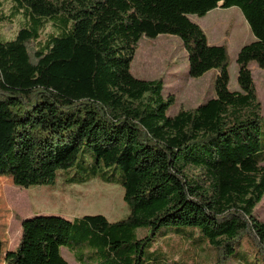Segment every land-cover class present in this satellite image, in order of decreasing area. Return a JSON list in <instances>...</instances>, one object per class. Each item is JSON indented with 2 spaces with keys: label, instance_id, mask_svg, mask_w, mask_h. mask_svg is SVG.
Segmentation results:
<instances>
[{
  "label": "trees",
  "instance_id": "obj_1",
  "mask_svg": "<svg viewBox=\"0 0 264 264\" xmlns=\"http://www.w3.org/2000/svg\"><path fill=\"white\" fill-rule=\"evenodd\" d=\"M14 1L29 25L0 39V176L31 189L74 170L67 183L119 186L128 214L24 219L16 248H0V259L70 264L67 249L80 264H170L151 252L164 237L209 244L213 264H264L255 215L264 116L250 69L264 70V0ZM219 7L239 8L255 38L236 58L239 91L229 88L228 48L210 45L190 19ZM48 24L54 31L42 43ZM161 35L180 39L189 77L216 73L214 98L170 116L176 99L165 97L163 79L132 74L139 42Z\"/></svg>",
  "mask_w": 264,
  "mask_h": 264
},
{
  "label": "rangeland",
  "instance_id": "obj_2",
  "mask_svg": "<svg viewBox=\"0 0 264 264\" xmlns=\"http://www.w3.org/2000/svg\"><path fill=\"white\" fill-rule=\"evenodd\" d=\"M2 3L6 20L0 25V39L12 40L22 28L28 27L29 21L22 12L15 14L16 2L14 0H2ZM190 19L201 27L210 45H225L228 48L230 54L229 88L231 91H239L236 58L244 46L255 41L241 10L237 7L230 9L219 7L205 17L191 16ZM53 31L52 25L48 24L42 32L40 42L43 43ZM37 49L38 43L29 45L32 57ZM188 67L187 53L180 39L161 35L155 40L142 38L131 64V72L136 78L142 80L163 79L165 97L173 95L176 99L175 105L169 111V115L174 116L181 110H194L215 97L216 73L210 72L200 79H192L189 77ZM250 69L264 116V70L255 64H252ZM262 137L264 138V126ZM74 174V170L60 173L53 186L31 189L18 188L11 178L0 176V248L2 254L16 248L21 237L22 220L36 215H54L70 221L84 215H103L110 222L120 221L127 216L128 208L123 200V191L119 186L101 181L86 185L67 183L68 178ZM255 215L264 222V199L256 207ZM138 235L143 236L144 233L139 232ZM157 243L158 246L154 247L151 252L156 250L164 252L170 264H176V262L178 264H213V254L207 243L195 248L184 239L164 241V237H160ZM62 254L70 264H80L67 249H63ZM179 254L187 259L192 258V260L186 263ZM0 264H5L3 258L0 259ZM230 264H235L234 260Z\"/></svg>",
  "mask_w": 264,
  "mask_h": 264
},
{
  "label": "water",
  "instance_id": "obj_3",
  "mask_svg": "<svg viewBox=\"0 0 264 264\" xmlns=\"http://www.w3.org/2000/svg\"><path fill=\"white\" fill-rule=\"evenodd\" d=\"M42 216H54V215H42ZM28 219V218H27Z\"/></svg>",
  "mask_w": 264,
  "mask_h": 264
}]
</instances>
